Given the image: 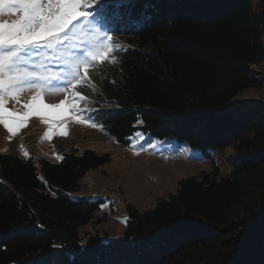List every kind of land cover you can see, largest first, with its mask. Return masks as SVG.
<instances>
[{"label": "trees", "instance_id": "trees-1", "mask_svg": "<svg viewBox=\"0 0 264 264\" xmlns=\"http://www.w3.org/2000/svg\"><path fill=\"white\" fill-rule=\"evenodd\" d=\"M120 13L109 27L121 64L100 73L88 116L120 147L138 131L195 149L211 170L149 209L127 204L120 236L83 238L106 221L104 201L70 194L111 155L0 152V264H264V102L231 104L264 83L251 68L264 61V0H129Z\"/></svg>", "mask_w": 264, "mask_h": 264}, {"label": "snow or ice", "instance_id": "snow-or-ice-1", "mask_svg": "<svg viewBox=\"0 0 264 264\" xmlns=\"http://www.w3.org/2000/svg\"><path fill=\"white\" fill-rule=\"evenodd\" d=\"M128 2L0 0V125L9 137L33 115L49 125L45 139H51L54 134H67L63 120L59 119L65 116L89 127L102 128L84 115L93 109L88 97L76 89L85 87L94 91L90 69H99L105 63L113 67L121 64L124 46L114 37L109 23L110 16L120 17V9ZM53 64L59 65L60 70L54 71ZM26 93L31 94V99L23 104L25 111L22 114L9 111L7 101L19 102ZM61 93L65 99L59 103L44 102L46 95ZM45 110L49 115L44 114ZM137 123L143 124V121L138 119ZM21 153L25 158L29 155L23 146ZM57 159L63 157L57 156Z\"/></svg>", "mask_w": 264, "mask_h": 264}, {"label": "rangeland", "instance_id": "rangeland-1", "mask_svg": "<svg viewBox=\"0 0 264 264\" xmlns=\"http://www.w3.org/2000/svg\"><path fill=\"white\" fill-rule=\"evenodd\" d=\"M52 68L54 71L60 70L57 64H53ZM110 68L111 66L105 63L99 69H90V80L94 90L99 87L100 73ZM252 69L258 71L259 76L264 77V62L253 66ZM53 84L56 86L57 82ZM76 90L90 100V90L85 87H78ZM30 99L31 94L26 93L21 95L19 102L8 100L6 106L9 111H18L22 114L25 111L23 104L28 103ZM62 99H65L62 93L46 95L44 102L56 104ZM246 100L264 102V83L256 89L239 95L231 104L237 105ZM80 106H84L83 102H80ZM44 114L49 115L47 110ZM84 115L88 116V112ZM59 119L63 120V128L67 134H54L51 139L44 138L49 125L42 123L36 115L31 116L11 137L0 125V149H7L0 152L15 153L25 158L21 153L23 146L29 153L27 158L32 157L36 161L44 157L52 162L59 161L57 156L60 155V151L69 152L72 149L79 153L91 149L111 155L109 163L88 171L81 180L80 190L70 194L72 197L101 198L104 201V205L96 215L107 213L106 221L97 226L89 224L79 228L78 232L83 238L86 234L95 232L106 233L112 238L120 236L126 221L127 204L134 206L140 212L149 209L160 199H167L175 194L179 180L211 170L210 160L202 159L198 151L190 149L185 144H176L165 139L157 140L136 131L127 147H120L99 127H89L66 116ZM57 127H60L59 123ZM137 133L143 138L141 139ZM230 153L227 150L221 155V160L214 159L220 175H225L229 171L226 155Z\"/></svg>", "mask_w": 264, "mask_h": 264}, {"label": "built area", "instance_id": "built-area-1", "mask_svg": "<svg viewBox=\"0 0 264 264\" xmlns=\"http://www.w3.org/2000/svg\"><path fill=\"white\" fill-rule=\"evenodd\" d=\"M263 62H264V61H263ZM261 63H262V62H261ZM256 65H258V64H256ZM253 66H255V65H252V67H253ZM252 67H251V68H252Z\"/></svg>", "mask_w": 264, "mask_h": 264}]
</instances>
